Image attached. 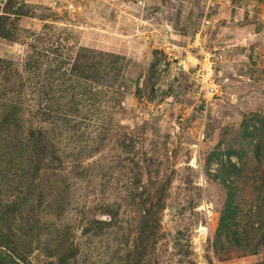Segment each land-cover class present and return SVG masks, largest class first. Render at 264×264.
<instances>
[{"label": "rangeland", "instance_id": "374dc122", "mask_svg": "<svg viewBox=\"0 0 264 264\" xmlns=\"http://www.w3.org/2000/svg\"><path fill=\"white\" fill-rule=\"evenodd\" d=\"M130 1L0 0V264H264V0Z\"/></svg>", "mask_w": 264, "mask_h": 264}, {"label": "built area", "instance_id": "2783aa9c", "mask_svg": "<svg viewBox=\"0 0 264 264\" xmlns=\"http://www.w3.org/2000/svg\"><path fill=\"white\" fill-rule=\"evenodd\" d=\"M122 3L125 4L124 2ZM129 5L136 7L143 6L144 1L132 0L129 2ZM69 7L70 5L68 6V8ZM195 81L199 84L198 94H201L204 100L207 99L208 95L212 96L214 94H217V91L219 90V86L214 79V73L211 65H206V67H202L201 65H199V68L196 70Z\"/></svg>", "mask_w": 264, "mask_h": 264}]
</instances>
